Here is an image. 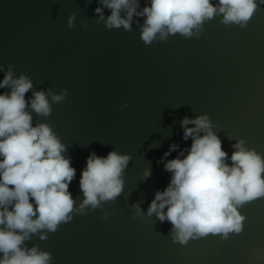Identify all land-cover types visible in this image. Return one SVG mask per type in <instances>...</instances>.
I'll use <instances>...</instances> for the list:
<instances>
[{
	"label": "water",
	"instance_id": "95a60500",
	"mask_svg": "<svg viewBox=\"0 0 264 264\" xmlns=\"http://www.w3.org/2000/svg\"><path fill=\"white\" fill-rule=\"evenodd\" d=\"M254 3L242 26L216 14L190 36L157 33L145 44L144 16L133 15L127 31L106 27L110 10L99 0H0V80L8 71L30 80L31 124L51 129L75 170L68 218L30 233L22 248L49 254V264H264V196L236 206L239 232L193 234L183 244L169 222L148 215L171 178L164 163L183 159L192 143L182 139L185 117H207L229 157L242 142L264 161V3ZM138 5L137 13L149 0ZM35 92L45 94L47 115L28 106ZM109 152L129 158L122 190L81 208L86 158Z\"/></svg>",
	"mask_w": 264,
	"mask_h": 264
},
{
	"label": "clouds",
	"instance_id": "9594fccd",
	"mask_svg": "<svg viewBox=\"0 0 264 264\" xmlns=\"http://www.w3.org/2000/svg\"><path fill=\"white\" fill-rule=\"evenodd\" d=\"M99 3L110 10L106 20L109 28L122 26L127 31L133 15L144 16L141 39L145 44L157 33L161 39L175 33L190 36L192 29L216 14L223 15L222 23L242 26L255 8L254 0H218L216 4L211 0H149V6L137 13L138 0ZM101 11L94 10L97 14ZM71 25L70 17L68 26ZM5 87L10 91L0 93V264H49V254L21 245L30 233L44 228L55 231L58 223L68 218L73 205L68 184L75 170L70 167V160L61 155L64 146L51 129L46 125L32 126L24 98L32 87L30 80L24 76L13 79L8 71L0 80V89ZM62 99L63 94L52 97L53 102ZM28 106L37 114L50 112L43 92L33 93ZM189 124L192 127H186ZM181 128L182 139H191L192 143L186 156L180 152L183 159L164 163L171 178L162 192L154 194L148 215L155 213L160 222H169L174 239L182 244L193 234L239 232L242 217L236 206L264 196V161L253 151H246L242 142L232 146L235 150L229 157L221 150V142L205 116L191 120L185 117ZM201 132L204 135H199ZM177 147L170 145L164 157ZM128 159L116 152L105 157L89 154L79 180L85 198L81 208L95 207L98 197L99 201L110 200L121 192L120 176Z\"/></svg>",
	"mask_w": 264,
	"mask_h": 264
}]
</instances>
